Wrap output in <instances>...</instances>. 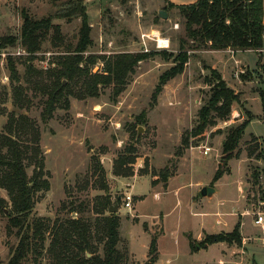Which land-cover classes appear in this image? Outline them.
<instances>
[{
  "label": "rangeland",
  "instance_id": "obj_1",
  "mask_svg": "<svg viewBox=\"0 0 264 264\" xmlns=\"http://www.w3.org/2000/svg\"><path fill=\"white\" fill-rule=\"evenodd\" d=\"M76 1L0 0V36H20L26 16L37 20L52 17L53 22L61 26L65 43L75 47L82 18L59 17L57 13ZM82 1L88 4L92 40L84 55L148 52L149 56L138 64L126 89L118 96H114L113 86L102 88L98 96L83 99L69 96L70 108L58 107L48 122L42 119L45 97H34V105L26 113L40 126L41 147L51 186L37 194L31 217L51 221L72 216L96 218L100 208L110 214L100 205L108 193L112 204L119 206L116 214L121 219L119 248L126 257L124 264H145L151 240L156 235L157 264H219L218 246L191 252L186 232L191 230L193 235L198 234L203 216L193 211H204L202 207L191 208V199L195 195L201 200L202 187L213 183L228 130L240 125L250 114L255 116L262 112L264 51L260 55L239 50L233 58L232 49L222 52L194 49L180 10L168 7L164 0ZM160 10H165L168 18H161ZM158 38L168 39L169 46L158 47ZM182 39L190 56L188 64L154 100L159 78L173 66ZM207 50L211 51L205 52ZM57 51L62 53L63 46L54 48L49 37L42 50L34 55L19 43L0 49L2 87L11 92V86H6L10 82L9 55L18 59L17 68L24 75L29 57H33L36 67L45 69ZM236 59L240 61L235 62ZM225 65V81L239 93V101L233 103L227 121L209 124L201 135L190 137L189 143L184 144V136L198 126L199 111L211 95L208 80H216L211 69L220 72V66ZM103 66L99 59L92 70L102 72ZM7 97L3 106L8 111L14 110L11 94ZM3 106L0 104V109ZM7 119V114L0 115V133ZM251 134L260 139L264 152V122L255 117L247 126L225 173L214 183L218 192L211 200L203 199L202 204L217 209L221 199L237 198L241 185L243 199L249 208L255 209V217L264 206V153L262 156L249 154V147L255 144ZM131 147L136 157L132 164L134 175H115V160ZM204 147L210 148L207 154L203 152ZM258 151L256 148L255 154ZM98 162L104 167L103 177L94 172ZM176 171L178 174L169 180ZM28 173L32 175L33 167L28 168ZM164 176H169V181ZM102 179L108 184V191L102 188ZM128 193L133 196L131 208L124 202ZM1 194L9 199L6 190L1 189ZM7 215L8 211L0 212V264L9 262L11 249L19 243ZM162 226L164 232L161 233ZM261 228L264 230V226ZM98 251L103 252L102 243L98 244ZM236 259L241 260L240 255ZM50 260L45 255L43 264H51ZM249 262L246 260V264H251Z\"/></svg>",
  "mask_w": 264,
  "mask_h": 264
},
{
  "label": "trees",
  "instance_id": "obj_2",
  "mask_svg": "<svg viewBox=\"0 0 264 264\" xmlns=\"http://www.w3.org/2000/svg\"><path fill=\"white\" fill-rule=\"evenodd\" d=\"M167 6L180 10L187 36L194 42V49L260 51L264 48V0H199L183 5L168 3ZM57 16L82 18L80 38L75 47L65 43L61 26L54 23L52 17L37 20L26 16L20 36H0V49L19 43L30 55L40 52L48 37L54 48H64L62 53L57 51L58 54L45 69L36 67L33 57H29L24 75L17 68L18 59L9 55L7 68L10 82L6 86H11V92L0 83L1 106L8 100L9 93L14 106L11 111L4 106L0 109V115L7 114L8 117L0 133V212L5 213L4 210L8 209L10 227L15 228L19 237V243L11 249V258L7 264H43L45 255L49 256L51 264H124L126 257L119 248L122 239L118 214H107L100 208L96 211V218L72 216L58 217L51 221L45 217H31L37 194L49 190L51 184L41 147L40 126L26 111L34 105V97L43 96L45 106L42 119L48 122L58 107L70 108L69 96L80 99L98 96L102 88L107 86H113V94L118 96L126 89L138 64L149 53L119 52L110 56L90 53L86 56L84 52L92 43L88 4L82 0L70 2V7L58 12ZM185 45L182 39L173 66L159 78L153 94L154 100L158 99L171 79L184 72L190 57ZM99 59L104 65L103 71L93 72L92 68ZM211 71L216 77V80H208L211 95L199 111L198 126L184 136V144L189 143L190 137L201 135L209 124L214 125L217 120L227 121L233 103L239 101V93L227 85L222 74L214 69ZM260 97V118L264 122V90L260 91ZM253 118L255 116L250 114L240 125L228 130L214 181L225 173ZM251 136L255 144L249 147V154L262 156L264 152L260 139L254 134ZM255 147L259 149L256 154ZM134 152V148H128V152L115 160V175H134ZM29 167H33L32 175L28 173ZM94 172L104 176L105 170L100 162L94 167ZM102 180V188L108 191V184ZM1 189L8 192V200L2 196ZM110 202L107 193L105 202L100 205L104 210H109ZM157 239L158 235L151 240L149 259L145 264H157ZM240 240L237 225L230 233L210 234L202 241L193 240L191 247L196 251L214 243L227 241L231 244L239 243ZM99 243L103 244L102 253L98 251Z\"/></svg>",
  "mask_w": 264,
  "mask_h": 264
},
{
  "label": "crops",
  "instance_id": "obj_3",
  "mask_svg": "<svg viewBox=\"0 0 264 264\" xmlns=\"http://www.w3.org/2000/svg\"><path fill=\"white\" fill-rule=\"evenodd\" d=\"M164 1L166 2V4L172 3L175 5H183V4L195 3L199 0H164ZM263 49H261L260 51H255V50H249V51L252 52L255 51L261 55V51H264ZM209 51L207 50L205 52H209ZM214 51L222 52L223 50H212V52ZM236 52L239 51H235V53L232 55L233 58L234 57L236 58ZM260 57L262 58V56ZM237 61H240V59H236L235 62ZM220 68L221 70L219 71L223 75V78L226 79L225 78L226 77L225 72L227 69L226 65L225 67L220 66ZM260 115H262V112L256 113L255 117L261 120ZM252 120L249 122V124L252 122ZM176 174H178V171H176L173 175H171L169 180L172 179V176H175ZM212 182L213 183L207 186L215 187L216 192L214 194H216L218 192V189L217 186L214 184L216 182L214 181V177ZM166 185L168 186V182ZM239 187H240L239 196H237V198L234 199L231 198V199H221V201L219 200L220 203L218 204L217 209H215V207L212 206H206L207 204L206 205L202 204L203 199L208 198L211 200L214 197V194L211 197L208 196L202 197L201 200H197V196L195 195L192 196L191 208H194L195 206L202 207L204 211L202 212L193 211L194 214H200L201 216H203L202 217L203 219L199 224V231L196 236L193 235V232H191V230H188V232H186L190 249L191 252H194L191 247V241L193 240L202 241L205 239L207 235L210 234L230 233L235 229L237 225H239V232L241 236V240L239 243L228 244L226 242H218L211 244L207 247H204V249L209 248L210 246H218L221 252V257L219 258V264H225V263L246 264V260H250L249 263L251 264H264V230L261 228L259 224L255 222L256 220L254 214L255 209H251L249 208L248 205H246V202L242 196L241 185ZM229 201L232 202H230L231 204L227 207ZM255 208L257 207L255 206ZM162 232H164L163 226L161 233ZM238 255H240L241 260L236 259Z\"/></svg>",
  "mask_w": 264,
  "mask_h": 264
},
{
  "label": "built area",
  "instance_id": "obj_4",
  "mask_svg": "<svg viewBox=\"0 0 264 264\" xmlns=\"http://www.w3.org/2000/svg\"><path fill=\"white\" fill-rule=\"evenodd\" d=\"M158 47L160 48H167L169 46V40L165 38H158L157 40ZM210 148L209 147H204V153L207 154L209 152ZM132 201H133V196L132 194L128 193L125 198V206L126 207H132ZM255 222L261 226H264V206L260 207L256 214V220Z\"/></svg>",
  "mask_w": 264,
  "mask_h": 264
},
{
  "label": "water",
  "instance_id": "obj_5",
  "mask_svg": "<svg viewBox=\"0 0 264 264\" xmlns=\"http://www.w3.org/2000/svg\"><path fill=\"white\" fill-rule=\"evenodd\" d=\"M159 16L161 18H168V14L165 10H160L159 11ZM139 132H141V128H139ZM216 192V189L213 186H203L199 195L200 197H211L214 193ZM7 209L4 210L5 213H7ZM119 211V206L118 204L113 205L112 202H110L109 206V212L110 213H116Z\"/></svg>",
  "mask_w": 264,
  "mask_h": 264
}]
</instances>
